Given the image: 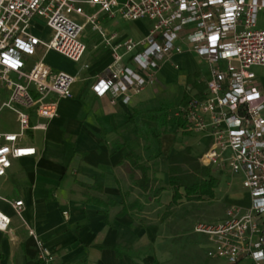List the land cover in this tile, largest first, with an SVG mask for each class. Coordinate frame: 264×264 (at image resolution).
I'll return each instance as SVG.
<instances>
[{
  "label": "built area",
  "instance_id": "2783aa9c",
  "mask_svg": "<svg viewBox=\"0 0 264 264\" xmlns=\"http://www.w3.org/2000/svg\"><path fill=\"white\" fill-rule=\"evenodd\" d=\"M83 5L97 11L86 14ZM103 14L113 20L118 14L125 22L148 20L151 30L139 41L120 39L99 25ZM75 16L86 22L79 24ZM37 18L52 33L49 40L35 33L41 29ZM88 25L112 57L109 76L96 78L90 87L98 98L124 95L128 102L130 92L139 93L157 78L162 63L184 52L179 42L187 41L205 61V90L188 97L174 116L183 122L182 133L202 135L207 142L178 155L179 175L189 182L201 179L204 169L226 168L240 176L251 204L229 207L224 220L199 223L194 233L207 239L211 259L264 264V96L251 72L264 66V0H0V115L13 113L19 128L0 133V178L14 159L36 156V148L23 140L58 117V100L51 97H73L77 78L56 72L45 55L53 51L81 62ZM34 118L44 122L34 124ZM12 205L20 216L23 201ZM11 223L0 211V233L9 231ZM29 235L38 247V262L52 264L55 255L35 231ZM0 264L7 263L0 257Z\"/></svg>",
  "mask_w": 264,
  "mask_h": 264
},
{
  "label": "crops",
  "instance_id": "0c3cea01",
  "mask_svg": "<svg viewBox=\"0 0 264 264\" xmlns=\"http://www.w3.org/2000/svg\"><path fill=\"white\" fill-rule=\"evenodd\" d=\"M106 30L120 39L139 41L147 37L151 24L149 28H134V36L120 32L117 26ZM179 44L184 52L162 63L157 78L139 93L130 92L128 102L124 95L98 98L90 90L96 78L109 76L112 63L111 52L100 39L91 59L79 63L64 59L68 62L64 67L48 63L56 72L68 73L77 81L72 98L51 97L58 100V117L48 122L46 130L30 131L23 140L24 145L36 148V156L14 159L6 176L0 178V211L12 219L9 231L0 233V257L5 263L37 264L38 247L29 235L31 229L55 255L52 264H139L131 251L147 248L159 234L158 226L144 220L147 208L153 205L160 209L172 203L171 160L178 161L184 149L199 145L204 138L182 133L176 125L160 134L157 123L140 116L167 105L177 109L188 97L199 95L188 83L190 78L199 76L197 81L205 84L209 79L203 74L205 61L190 51L187 41ZM251 72L264 96V66L253 67ZM2 114L12 124L0 126V133L18 132L15 115L9 111ZM42 122L33 119L34 124ZM171 128L178 137L190 136L196 141L175 149L177 137L167 135ZM147 130L154 134L148 136ZM164 139H168L167 145ZM126 149L139 156L138 164L144 169L125 158ZM212 173L219 179L217 190L221 194L216 190L215 200L222 204L224 215L231 206H250V195L240 178L241 182L223 167L214 168ZM229 174L226 182L220 179ZM165 194L168 200L162 199ZM15 201H23L20 216L12 205ZM132 205L136 209L121 215ZM247 261L252 264L249 260L241 264Z\"/></svg>",
  "mask_w": 264,
  "mask_h": 264
},
{
  "label": "rangeland",
  "instance_id": "374dc122",
  "mask_svg": "<svg viewBox=\"0 0 264 264\" xmlns=\"http://www.w3.org/2000/svg\"><path fill=\"white\" fill-rule=\"evenodd\" d=\"M86 14L92 15L97 9H92L88 5H83ZM75 20L79 24L86 22L85 18L75 16ZM38 28L40 30L35 33L49 40L52 33L44 27L43 19L37 18ZM98 23L105 29H114V26L119 28L122 33H127L134 36V28L145 26L149 28L150 22L148 20H140L139 22H125L117 14L115 19H110L107 14L100 15ZM101 40V37L93 29L92 25H88L83 32V40L87 45V52L83 59H91L94 57V46ZM98 40V41H97ZM67 59L56 52L50 51L45 55V61L55 66H65L68 62ZM204 77H208L209 69L207 66L202 65ZM12 121L2 114L0 116V126L10 127ZM175 128H171L167 135L177 137L175 149L179 148V144H187L195 142V139L190 140V136L180 138L174 134ZM168 137V136H167ZM197 139V138H196ZM207 139H203L200 143L205 144ZM164 144H168V139H164ZM172 144V141H171ZM201 147V145H200ZM196 154L201 153V149L196 147ZM222 176L220 179L226 182L228 177ZM232 177H234L232 175ZM237 180L240 176H235ZM240 181V180H239ZM241 182V181H240ZM218 195L221 194L220 189L217 190ZM168 194L162 196L163 200H168ZM147 218L145 222L149 225L158 226L159 234L154 243H149L147 248H142L139 252H133V257L139 261V264H228L226 260L208 259L207 256V242L206 238L202 235L194 233V227L199 223H214L224 220L223 206L217 200L205 199L202 201H189L187 198H182V201L175 203L171 208L165 206L163 208H155L150 205L147 210ZM164 214L167 216L163 220ZM208 257V258H207ZM146 259V260H145ZM249 263L248 261L245 263ZM81 264V263H75Z\"/></svg>",
  "mask_w": 264,
  "mask_h": 264
},
{
  "label": "trees",
  "instance_id": "16d2710c",
  "mask_svg": "<svg viewBox=\"0 0 264 264\" xmlns=\"http://www.w3.org/2000/svg\"><path fill=\"white\" fill-rule=\"evenodd\" d=\"M199 76H195V78H190L188 80L189 84H192V86L199 91V96L203 93V91L206 88V84L204 81H197ZM177 109L172 110V106L167 105L164 106L158 110L150 111L148 113H142L140 116L144 119H147L149 121L155 122L158 125V129L160 134L163 132H166L168 127L170 125H176V126H183V122L176 118L174 116V113ZM148 136L151 134H154V131L147 130ZM160 152L157 153V157L160 156ZM125 158L129 161H131L134 166H137L138 168L144 169V166H140L138 164L139 162V156L136 155L131 150H125ZM177 158H173L171 160L170 165V186L173 190V198L172 203L169 205V208H171L175 203H177L180 199L183 197L187 198L189 201H202L205 199L214 200L216 196V190L219 186V179L214 177L210 169H204L203 177L198 180L193 181H184L183 178L179 175V171L176 168ZM164 189H159V192H162ZM136 209L135 205H132L131 207L127 208L125 207L121 213V215H124L128 213L130 210ZM167 216L164 214L163 220ZM118 256H122V253L120 252L119 246L116 247ZM37 264H42L40 262H37Z\"/></svg>",
  "mask_w": 264,
  "mask_h": 264
}]
</instances>
